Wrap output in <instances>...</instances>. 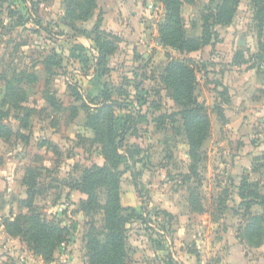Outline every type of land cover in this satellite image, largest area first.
Listing matches in <instances>:
<instances>
[{"label":"rangeland","instance_id":"obj_1","mask_svg":"<svg viewBox=\"0 0 264 264\" xmlns=\"http://www.w3.org/2000/svg\"><path fill=\"white\" fill-rule=\"evenodd\" d=\"M63 1L0 0V101L7 86L23 83L24 74L37 77L35 82L25 79V91L29 97L26 105L34 109L30 120L31 134L26 133L29 136L28 141L12 138L9 142L0 143V264H46L32 246L5 233V221L20 213H26V209L20 206V201L26 199L27 190L22 184L23 178L36 182L33 201L36 212L45 216L46 220L67 227L70 231L68 242L59 246L53 253L52 261L47 264L58 261L56 255L66 251L70 243L75 246L72 252L76 251L78 259L82 260V264H86V250L82 241L84 233L89 226L100 229L104 225L101 210H95V213L87 216L82 210V200L73 204L67 195V184L81 179L84 170L97 163L101 156V146L97 141L99 135L107 141L106 128L110 112L107 107L103 109L96 139L95 134L84 127V113H91L96 107L95 101L87 97L88 91L85 88L87 79L91 76L93 78L94 73L91 72V65L82 68L81 57L72 47L76 45L74 42L77 37L70 36V32L61 24L64 15ZM142 1L144 5L156 3V0ZM194 1L191 7H185L183 10L186 31L190 36H196L200 29L192 30L189 24L196 22L200 26V15L204 12V7L209 5L207 0ZM249 6L250 0H240L233 27L225 31V34L222 29H218L219 34L216 30V33L218 42L220 35L229 37L227 43L219 44L221 47L225 46L232 54L236 52L235 55L242 53V60L249 61L258 71L262 70L263 74L264 29L258 37V29L250 22L253 12ZM160 9L159 7L158 10H152V15L155 12V16H158ZM8 11L14 13L11 18L7 16ZM18 13L22 16L19 17ZM98 15L101 13L97 7L92 18ZM76 25L82 29L83 23ZM215 46L216 44L211 46L209 55L220 53L221 56L224 52L214 50ZM55 56L54 62L58 63L60 60L62 64L59 69H51L55 76L49 79L44 73L43 62ZM195 62L199 70L196 95L198 100L209 108L210 118V134L201 148V160L196 164L201 178L198 188L204 210L201 215L192 213L187 203V188H195L196 185L193 178L188 182L183 181L192 162L188 158V146L181 130V120L176 115L168 116L176 113L178 108L167 98L165 91L155 97L142 95V102L139 103L135 99L137 95L125 87V76L114 70L111 74L108 92L110 90L113 100L117 99L116 103L123 111L122 115L126 116L127 129L125 135L117 139L114 136L112 139L120 143L123 141L117 149L121 159L114 174L121 173L120 190L131 185L140 202L141 218L129 216L124 227L127 264L130 262V241L137 229L146 231L148 236L160 241L165 235L170 236L172 226L180 221L179 216H191V221H197L205 228L207 221L214 223L224 217V210L221 214L217 211L222 207L228 208L232 216L227 213L225 219L234 223V235L238 238L239 228H243L246 220L241 217L244 215V207L243 200L238 196L242 179L247 180L251 186L257 185L259 193L264 192V116H257L254 111L249 100L255 93L247 86L251 84L254 74L249 76L250 72H247L245 75L246 84L243 86V93L239 95L244 99L239 102L236 91V99L228 105L229 107L224 104L227 107H223V118L219 119L213 109L217 104L215 98L218 95L215 92L214 78H203L204 74H212V71H215L216 64L211 60L205 62L206 65L196 60ZM243 69H234L235 74L229 75L230 78L227 75L223 80L225 85L232 86L236 83L235 77L242 73ZM225 70L228 71L226 68ZM132 80L135 82L137 78L133 76L130 81ZM68 88L76 89L81 97L80 102L70 98ZM119 89H126V93H129L127 102L119 97ZM45 90L53 91L56 107L50 108L43 100ZM147 93L149 94V91ZM81 106H84V111L80 110L78 117L71 122V109ZM4 123L14 130L17 129V123L13 120ZM235 128L238 129L237 133L234 132ZM106 147L109 154L107 143ZM240 156L247 160V164L251 158L250 166L237 172L243 176L239 182H234L229 170L234 166V158ZM96 194L99 204H104L105 190L98 189ZM85 198L84 196L83 200ZM161 200L167 205L176 206L179 209L178 214H171L162 208ZM252 211L262 214L258 206L253 207ZM195 214L200 216L198 220Z\"/></svg>","mask_w":264,"mask_h":264},{"label":"trees","instance_id":"obj_2","mask_svg":"<svg viewBox=\"0 0 264 264\" xmlns=\"http://www.w3.org/2000/svg\"><path fill=\"white\" fill-rule=\"evenodd\" d=\"M157 1L164 9L163 20L157 24V34L159 44L163 49L165 64L159 67V71L155 73L158 74L159 88H155L153 93L159 95L161 91H165L167 98L178 108L176 113L168 116L176 115L181 120V130L185 135L188 146V158L192 162L183 181L188 182L193 178L196 185L195 188H187V203L192 213L201 215L204 211L198 193L201 178L197 172L196 164L201 160V148L210 134V118L209 108L205 103L200 102L196 95L197 73L199 70L196 62L188 55L218 43L216 28H227L232 24L240 0H207L212 7L209 5L206 8L204 7V12L200 15L199 36L188 35L186 21L182 16V7L193 5L194 0ZM63 4L62 26L70 32V36H80L90 41L95 51V54H91L82 47H73L74 50H77V55L81 57L80 65L82 68L92 66L93 79L100 87L99 97L90 98L91 101H95L96 107L91 113H84V127L92 131L96 139H98L99 122L102 119L103 109L107 107L110 112L106 128L107 141L101 138L100 135L98 141L95 139L101 146L102 166L93 164L90 168L85 169L81 179L69 182L67 188L70 191H78L86 197L80 203L87 216L95 213V210L103 212L104 225L100 229L89 226L82 238L86 250V264H127L125 223L129 216L140 219L141 215L135 209L121 206L119 186L121 173L114 174L121 159V156L117 154V149L123 141L120 143L112 139L114 136L117 139L125 135L127 130L125 127L126 116L122 115L123 111L116 103L117 99L113 100V96L109 93L110 90L108 92L110 86L108 84L111 82L110 77L113 73V69L109 67L108 63L110 57L116 52L120 40L115 35L101 29V15L96 17L90 31L77 28V23H86L92 19L93 13L97 9L96 0H64ZM250 8L253 12L252 22L254 27L258 29L259 37L264 29V0H250ZM13 14L8 11V18H11ZM1 15L2 9H0V17ZM18 16L21 17V13H18ZM189 25L192 30L198 28L196 22H191ZM55 59L56 56L49 57L43 62L44 73L49 76V79L55 76L51 69H59L62 64L60 60L58 63L54 62ZM248 62L242 60V53L235 55L233 58V63L237 65ZM85 76L87 77V75ZM23 79L21 85L20 82L15 86H7L0 101V143L9 142L12 138L27 142L29 136L26 133L31 134L30 120L34 109L26 105L29 97L25 91V84L28 80L30 82L37 81V77L24 74ZM133 86L137 95L135 99L140 103L142 102V94H139L142 91L138 90L136 81H133ZM68 89L70 90V98L75 102H80L81 97L76 89ZM125 90L119 89L118 93L119 97L127 102L126 99L129 93H126ZM142 93L148 94L144 91ZM43 94V100L48 106L50 108L56 107V96L53 91L45 90ZM218 96L220 103L215 104L216 106L213 109L218 118L222 119V106L228 104L229 98L225 91L219 93ZM80 110L84 111V106L71 109V122L78 117ZM9 120L17 123L16 130L9 124L4 123V121ZM117 131H119V134H117ZM106 143L108 144L109 154L107 153ZM243 180L238 187V196L243 200L244 215H241V217L246 218V220L243 228H239L240 234L237 239L247 248L255 249L264 244V192L259 193L257 185L251 186L247 180ZM22 184L27 190L26 199L20 201V206L22 209H26V213H20L13 219L5 221V233L9 237L18 238L20 241L32 246L43 262L47 264L52 261L53 253L59 246L68 242L70 231L67 227L46 220L45 216L36 212L33 206L35 180L23 178ZM98 189H104L106 192V199L102 205L98 202L96 194ZM255 206L261 208L262 214L252 211ZM223 208L217 212L221 214L226 209ZM125 213L129 215L126 216ZM235 214L237 213L235 212Z\"/></svg>","mask_w":264,"mask_h":264},{"label":"crops","instance_id":"obj_3","mask_svg":"<svg viewBox=\"0 0 264 264\" xmlns=\"http://www.w3.org/2000/svg\"><path fill=\"white\" fill-rule=\"evenodd\" d=\"M96 1L98 12L101 13V29L115 35L120 40L116 52L109 59V67L117 71L119 75L125 76L127 79L125 87L128 88V90H132L135 93L133 80L130 81L134 76L137 78L138 90L142 92L149 91V94H143L141 92L139 95L142 94L144 96L148 95V97H155V93L153 94L155 91L154 89L159 88L158 74L156 75L155 73L159 71V67L165 64L163 49L159 44L157 34V24L163 20L164 16L163 7L156 1L155 4L161 9L158 13L159 15L155 16L152 15L147 5L143 4L142 0ZM185 7L191 6L184 5L182 7L183 17V10ZM235 18L229 27H217L216 30L218 34V29H222L225 34L229 28L233 27ZM95 21L96 16L88 22L83 23L82 28L86 31H90ZM252 21L251 15V24H253ZM197 27L199 28V24ZM199 35L200 31L197 32L196 36ZM227 38H229L227 35H220V41L215 46L214 50L224 52L221 56H219L220 53L210 56L209 51H211L212 48L211 46H207L198 52L189 54L188 57L192 58L194 61L203 62L205 65V62H208V60L216 64L214 65L216 67L215 71L213 70L212 74H204L203 78L213 76L216 86L215 92L218 95L223 91H227L226 93L229 95L227 106L231 105L236 99V91L238 93L237 100L241 102L240 100L244 99V97L241 98L239 95L243 93L242 89H244L243 86L246 84L245 80H247V78L245 79V75L247 72H250L249 76L254 74V77L251 79V84L247 85L251 87V90L255 93V95L251 96L252 98L249 101L254 107L257 116L262 117L264 116V73L262 74V70L258 71L249 62L241 65L234 64L233 58L236 52L232 54L230 53L231 50L229 51L225 46L223 48L219 45L221 43H227ZM75 40L76 43L74 42V44L76 45H72V47H82L91 54H95L90 41L82 37H77ZM239 44H241L240 41ZM227 51L229 53H227ZM239 67H243L244 69L242 73L236 75V83L232 86L225 85L223 80L227 78V75L228 78H230L229 75H234V69H239ZM225 68L228 69V71L225 70ZM95 81L96 80L93 79L92 76L86 81L85 88L88 91V98L93 99L99 97L100 87ZM218 95L215 100L217 103H220ZM227 106L224 105L222 108H226ZM225 108L224 112H226ZM227 126L228 125H226V127ZM237 131L238 129L235 128L234 132L237 133ZM234 159V166L232 165L229 173L234 182H239L241 180L240 177L243 175L237 172L241 171L243 168H249L251 158L249 164H247V160L243 159L241 156L235 157ZM242 162H244V164ZM94 164L102 166V157L100 156L97 163ZM125 175L126 174H124V176ZM120 191L121 206L123 208H132L139 211L140 202L136 198L134 188L129 185L126 189ZM67 195L73 204L84 199V195L78 191L68 190ZM162 202V208H165V210L171 214H178L177 211L179 209L176 206L173 204L167 205L164 201ZM224 212L225 214L222 219L214 223L207 221V227L205 228L199 222L191 221V216H179L180 221L175 226H172L170 236L165 235V237L162 238L163 240L160 241L154 240L156 238H152V236H148L146 231L137 229L130 241L131 252L129 264H264V244L255 249H249L241 244L234 235V223L232 221L230 223L225 219L227 213H230L232 216V212H230L228 208H226ZM195 217L196 219L200 218V216L196 214ZM73 247H75L74 244L70 243L66 251L56 255L59 260H56L52 264H61L64 262L67 264H82V260L80 261L76 255L77 252H72ZM63 250L64 249H62V251Z\"/></svg>","mask_w":264,"mask_h":264},{"label":"built area","instance_id":"obj_4","mask_svg":"<svg viewBox=\"0 0 264 264\" xmlns=\"http://www.w3.org/2000/svg\"><path fill=\"white\" fill-rule=\"evenodd\" d=\"M147 6H148V9L150 11H152V10H158V7H157V5H155V2H153L152 4L151 3H147ZM154 15H157V14L154 12Z\"/></svg>","mask_w":264,"mask_h":264}]
</instances>
